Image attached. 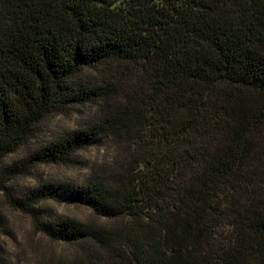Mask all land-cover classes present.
Segmentation results:
<instances>
[{
	"label": "trees",
	"instance_id": "16d2710c",
	"mask_svg": "<svg viewBox=\"0 0 264 264\" xmlns=\"http://www.w3.org/2000/svg\"><path fill=\"white\" fill-rule=\"evenodd\" d=\"M0 192L63 246L35 264H264V0H0Z\"/></svg>",
	"mask_w": 264,
	"mask_h": 264
},
{
	"label": "rangeland",
	"instance_id": "374dc122",
	"mask_svg": "<svg viewBox=\"0 0 264 264\" xmlns=\"http://www.w3.org/2000/svg\"><path fill=\"white\" fill-rule=\"evenodd\" d=\"M86 113L60 115L51 118L43 128L48 136L62 130L74 129L83 121ZM105 147H90L75 155L74 163L69 165L40 166L28 177L15 180V187L35 186L38 179L81 182L87 176L91 166L103 161ZM52 212L80 221H92L93 216L83 207L58 205L47 202ZM63 246L50 242L38 235L32 228L30 220L24 214L12 209L0 192V264H35L42 257L56 253Z\"/></svg>",
	"mask_w": 264,
	"mask_h": 264
}]
</instances>
